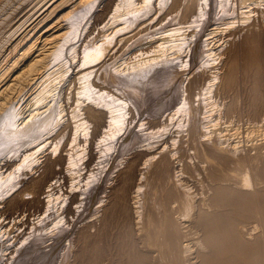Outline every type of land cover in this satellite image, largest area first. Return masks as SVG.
<instances>
[{"label": "bare ground", "instance_id": "bare-ground-1", "mask_svg": "<svg viewBox=\"0 0 264 264\" xmlns=\"http://www.w3.org/2000/svg\"><path fill=\"white\" fill-rule=\"evenodd\" d=\"M42 1L36 15L33 14L35 17L29 16L33 19L31 22L26 25L28 21L22 19L21 31L15 29L19 33L14 32L15 38L0 55V264H74L81 256L87 259L86 264H95L92 259L96 255L101 257L99 264L104 261L108 264L112 261L107 255L113 244L134 249L138 241L154 246L155 256L153 254L152 261L146 262L144 258H150V253L148 248L147 253L143 251L144 248L143 252L131 253L126 264H182L185 252L193 243L198 244L197 249H204H200L198 264H264V242L250 237V234L255 237L256 232L247 235L246 231L245 235L251 239L242 235L244 240L236 230V225H241L238 219H247L246 215L252 214L249 216L252 217L253 213L264 215V201L256 202L251 197L252 193L261 191L256 187L260 182L256 179L259 174L264 177V156L259 159L258 167L254 166L257 183H245L242 179L240 182L234 172L245 169V149L248 148L235 147L231 152L232 149L219 147V142L217 145L215 140L207 138L210 131L205 124L211 112L205 107L209 95L219 89L222 93L235 89L240 83L239 70L250 78L246 113L253 119L262 115L264 0H169L166 6L167 0H160L164 18L173 16L179 23L195 17L191 23H186L188 32L178 34L182 29L176 31L174 27L172 32L164 30L149 40L144 36L147 41L130 48L129 55L123 58L124 67H120L121 62L118 72L117 68H108L109 59L102 58L103 61L99 60L94 66L80 60L68 79L69 69H62L60 59L65 57L67 44L79 34L88 16L91 15L92 21L83 33L82 43L94 49L95 54L97 50L103 53L116 34L125 35L127 39L134 35L129 33L134 32H131L132 23L138 17L130 23L133 16L128 23L125 21L119 26L109 21L113 15L114 19L120 18L115 14L111 16L118 4L120 6L117 0H104L101 5L100 0H38L36 4ZM132 1L122 0L121 3L128 7L136 2ZM98 4L101 7L94 11ZM152 6L142 7L146 13ZM76 8L81 10L76 13ZM210 22H214L213 27L206 36L209 33L222 35L214 38L215 50L212 51L210 38L204 37L203 42L198 43ZM173 34L181 36L184 40H178L189 46L185 55L178 47L181 45L178 40V49L171 51L173 47L167 42ZM208 51L215 65L208 69L207 65L203 69L193 68V62ZM181 55L183 57L179 58ZM217 64L219 68L230 64L233 72L225 75L224 70L214 71L219 70ZM184 71L190 74L182 82L185 87L183 98L180 97L182 108L159 117L150 115L176 105L180 95L178 86L172 87L170 83ZM63 82H67L65 86ZM160 83L162 87L170 86L156 95L155 92L161 90ZM156 85L159 86L156 88ZM93 87L102 92L94 91ZM58 96L64 98L66 114L62 103L54 105ZM227 108V115L238 111L235 97L230 99ZM175 115L179 118L175 117L178 131L165 133L166 121ZM136 120H141L138 130L133 127ZM128 134L133 138V142L129 141L132 146H138L124 152L131 145L127 141ZM259 148L257 153L262 152ZM118 151L124 153L122 158H118ZM192 155L198 157L200 163L191 161ZM114 161L115 168L109 170ZM77 165L82 168H74ZM194 168H199L203 177L198 199L194 194L198 191L192 193L179 177L195 178ZM3 192L7 194L4 196ZM96 199L95 213L88 217L90 220L75 227L76 219L87 212L90 202ZM63 201H67L65 206ZM171 201L176 205H171ZM214 202L230 205L227 208L235 210L236 220L230 218L222 222L221 214L225 210L212 209L216 207L212 206ZM76 209L77 215L74 214ZM72 228L75 231L70 234ZM199 232L200 240L193 238L197 241L191 244L181 242V236ZM257 233H264V228Z\"/></svg>", "mask_w": 264, "mask_h": 264}, {"label": "rangeland", "instance_id": "rangeland-1", "mask_svg": "<svg viewBox=\"0 0 264 264\" xmlns=\"http://www.w3.org/2000/svg\"><path fill=\"white\" fill-rule=\"evenodd\" d=\"M38 0H0V55H1V53H4L5 52V50H6V48H7V46L6 45H9L10 43H11V41L15 38V36H16V33L18 34L20 31H21V29L22 28H20V24H21V22H22V19L23 20H25V22H26V20L28 21V22H26V25L29 23V22H31L33 19V17H35V16H33V14L34 13H36L35 11L37 10V8H39L42 4H43V1L42 2H40V3H38V4H36V2H37ZM45 1V0H44ZM121 1L122 0H117V3H120V6H119V4H118V7H117V11L118 12H121V13H113V11L114 12H117V11H115V10H113L112 11V14H111V16L113 15V14H115V17H117V15L118 16H120V18L119 17H117V18H113L114 17V15H113V17H111L113 20H114V22H113V20H110L109 19V21H111L112 23H114V24H121L122 25V23L123 24H125V21H129V20H131L132 19V17L134 18V19H132L131 21H129L130 23H132L133 22V20H135V18L137 19V17H138V19H139V21H138V19L137 20H135V21H137V22H133L132 23V25L134 26V29L131 31V32H133V33H129V35H132V34H134V35H132V36H128V37H130L129 39H127L126 37H125V35H122V34H116L115 36H114V38L112 39L111 38V40H113V41H110L109 43L110 44H108L107 46H109V47H106L105 49H104V52L103 53H101L100 51H103V50H97V52H99V53H97L96 52V50H95V52H96V54L94 53V49H91V47H89L88 45L87 46H85L84 47V44L82 43L83 41V38L82 37H84V35H83V33H85L86 32V30H87V28L89 27V24L88 23H90V21H92L91 20V15L90 16H88L86 19H85V22H84V25H82L81 27H80V29H79V36L77 35L76 37H74L73 39H71V41L67 44V51H66V55H65V57H61V61L60 62H62V69H64V71H66V70H68L69 72H68V74H67V78L66 79H68L69 78V75L70 76H72L74 73H75V71H76V64H77V62H82V61H84L83 63H85V62H87V65H91V66H94V64L95 63H97L99 60H102L103 61V59H109L108 60V68H110V69H113V68H117V69H115V71H117V70H119V68L121 67H124V62H123V60L129 55L128 53L130 52V48H135V47H137L140 43H145L147 40H149V39H151L154 35L155 36H158V35H160L164 30H165V32H166V30L167 29H171V31H168L167 33H170V32H172V28H176V31H177V29L179 30L180 28L182 29H180L181 31H178V34H180V32L181 33H186V32H188V30L189 29H187V27H185L186 26V23H189V21H190V23L192 22V19H194L195 17H192L191 19H187L188 21L186 22V21H179V23L178 22H176L175 21V19L176 18H173V16L171 17V16H167V17H165L164 18V16H165V14L162 12H160V11H163L162 9H161V6H159V2H161L160 0H146V1H139V0H136V2L134 3L133 1V3L132 4H130L131 6H128L127 7V5H125V4H123V3H121ZM104 2V0H100V5H101V3H103ZM148 2V3H147ZM155 2H157V3H155ZM168 2H169V0H167L166 2H164V5L166 6L167 4H168ZM139 3H142L143 5L142 6H144V5H150V6H152V9H151V11L149 10V11H147L146 13H145V8L144 7H142L141 6V4H139ZM153 3V4H152ZM37 5V6H36ZM99 4L97 5V7L95 8V10L94 11H96V10H98L101 6H100ZM139 5V6H138ZM161 5V4H160ZM81 6H79V8H80ZM131 7V8H130ZM142 7V8H141ZM155 7V8H154ZM159 7H160V9L161 10H159ZM79 8H76L77 9V11H75L76 13H78V11L79 10H81V9H79ZM124 8V9H123ZM128 8V9H127ZM137 8V9H136ZM138 8H141V9H138ZM143 8H144V11H143ZM154 8V9H153ZM130 10V11H126V10ZM125 10V11H124ZM157 10V11H156ZM239 11H240V9H238ZM132 11H134V12H132ZM128 12H130V14L131 13H135V14H129ZM138 12V13H137ZM39 13V11H37V14ZM126 13V14H125ZM162 14V15H161ZM34 15H36V14H34ZM141 15V16H140ZM32 17V18H30V17ZM122 16V17H121ZM124 16V17H123ZM129 16V17H128ZM27 17V18H26ZM128 17V18H127ZM161 17H163V18H161ZM12 18V19H11ZM73 18V17H72ZM121 18H123L122 20H121ZM130 18V19H129ZM150 18V19H149ZM155 18V19H154ZM21 19V20H20ZM29 19H30V21H29ZM117 19V21H115ZM143 19V20H142ZM153 19V20H152ZM160 19H163L162 21L160 20ZM171 19H173L172 21H171ZM198 19V18H197ZM70 20H72L73 21V19H70ZM119 20H121V21H119ZM150 20H152V21H150ZM166 20V21H165ZM220 19H218V21H219ZM124 21V22H123ZM128 21L126 22V23H128ZM148 22V23H140V22ZM168 21H170L169 23H168ZM116 22V23H115ZM121 22V23H120ZM151 22V23H150ZM172 22V24H170ZM181 22H183V23H181ZM213 23L214 22H210L209 24L210 25H208L209 27H207L206 28V30L204 31V33L203 34H205V36L203 35V34H200V39H198V43H200V42H203V40H204V37H208V38H210L209 39V41H212L213 42V44H214V41L216 40V39H219V37L220 36H222L221 34H218V33H212V36H211V34L209 35L208 34V36H206V33H208L210 30V27L212 28L213 27ZM25 24V23H24ZM23 24V26L25 27L26 25H24ZM136 24V25H135ZM139 24V25H138ZM142 24V26H140ZM145 24V25H144ZM148 24V25H147ZM175 26H174V25ZM179 26V27H176L177 25ZM183 24H184V26H183ZM212 24V25H211ZM16 25H19V26H16ZM70 25L71 26H73V24H71L70 23ZM87 25V26H86ZM118 25V26H119ZM2 26V27H1ZM22 26V27H23ZM111 26H112V24H111ZM144 26V28H142ZM147 26H148V29H147ZM170 26H173V27H170ZM182 26V27H181ZM188 26V25H187ZM215 26V25H214ZM18 27V28H17ZM23 27V28H24ZM137 27V28H136ZM146 27V28H145ZM186 28V30H185V28ZM135 28H136V30L137 31H135ZM141 28V29H140ZM174 28V29H175ZM18 31V29H19V32H17L16 30ZM83 29V30H82ZM174 29H173V31H174ZM85 30V31H84ZM110 30H111V28L109 29V30H107L108 31V33H110ZM141 30H143V31H141ZM151 30V31H150ZM209 30V31H208ZM2 31V32H1ZM140 31V32H139ZM183 31V32H182ZM184 31H186V32H184ZM208 31V32H207ZM14 32H16V33H14ZM135 32H138L137 34H135ZM154 34H153V33ZM2 33V34H1ZM15 35H14V34ZM166 33V34H167ZM9 34V35H8ZM12 34V35H11ZM148 34H150V35H148ZM175 34V33H174ZM173 34V36L172 37H170V38H172L171 39V41H173V43L171 42V41H168L167 42V44H170L173 48L171 49V51H173V49L175 50V49H178L177 48V45H178V42H179V44H181V45H183V46H181V45H179L178 47L180 48H182L181 50L182 51H184L182 54L183 55H185L186 53H185V51L187 52V50H188V48H189V46H186L187 44H185L184 45V41H179V40H184L181 36V38L178 36V34H176V35H174ZM82 35V36H81ZM111 35V34H110ZM120 35V36H119ZM216 35H217V37H216ZM122 36H124L123 37V39L124 40H122ZM144 36H147L146 38H147V40H146V38L144 37ZM150 36V37H149ZM175 36V37H174ZM8 37V38H7ZM13 37V38H12ZM179 37V38H178ZM119 38H121V39H119ZM170 38H169V40H170ZM174 38V39H173ZM214 38H216V39H214ZM11 39V40H10ZM143 39V40H142ZM179 39V40H178ZM212 39V40H211ZM10 40V41H9ZM119 40H120V42H119ZM122 40V41H121ZM129 40V41H128ZM177 40H178V42H177ZM142 41V42H141ZM208 41V40H207ZM72 42V43H71ZM112 42V43H111ZM138 42H139V44H138ZM170 42V43H169ZM174 42H176V43H174ZM188 42V41H187ZM81 43V44H80ZM125 44V45H124ZM138 44V45H137ZM166 44V45H167ZM174 44H176V45H174ZM210 45L211 46V51L212 50H215V49H213V47H215V44L214 45ZM4 45V46H3ZM75 45V46H74ZM127 45L129 46V47H127ZM82 46V47H81ZM168 46V45H167ZM171 46H168V47H171ZM118 47V48H117ZM122 47V48H121ZM121 48V49H120ZM129 50H127V49ZM184 48V49H183ZM186 48V49H185ZM86 49V50H85ZM92 50H93V52H92ZM110 52H109V51ZM120 50V51H119ZM116 51H117V53H116ZM124 51V52H123ZM179 52L178 53H181L180 52V49L178 50ZM95 55L94 57V59H91L90 57L93 55L92 53ZM208 53H209V51L208 52H206V54H204V55H206V57L204 56V55H202L201 57H199V58H197L194 62H193V68L195 67V68H198V69H200V68H204V67H206V65H207V69L209 68L208 66H212L213 64L215 65V62H212V60L210 59V56L208 55ZM177 54V52L174 54H172V55H176ZM183 55H181L179 58H181V57H183ZM112 56V57H111ZM115 56V57H114ZM101 57V58H100ZM209 57V58H208ZM238 57V56H237ZM66 58V59H65ZM74 58V59H73ZM79 58V59H78ZM99 58V59H98ZM103 58V59H102ZM124 58V59H123ZM70 60V61H69ZM72 60V61H71ZM80 60H82V61H80ZM199 61V62H198ZM76 62V63H75ZM121 62H123V64H121ZM238 63H240V64H242V60L241 59H238ZM121 64V65H120ZM174 63H170V65H173ZM197 64H200V65H198L197 66ZM231 64V63H230ZM230 64H226L223 68H219L220 66H219V64H217V67L219 68V70H217V69H214V71L216 70V71H220V69L221 70H224V72L222 73V74H227V73H232L233 72V69L231 68V69H229L230 68ZM119 65H120V67H119ZM175 65H177V64H175ZM74 67V68H73ZM66 68V69H65ZM126 68V67H125ZM205 68V69H206ZM208 72H207V74H210V72H211V69L210 70H207ZM210 71V72H209ZM118 72V71H117ZM190 72H193V70H191ZM190 72H188V71H184V72H182V74H181V77L179 76L178 77V79H174L170 84H171V86L172 87H176V85L178 86L177 87V91L179 92V94L180 95H178L179 97H178V100H177V102H176V105H174L173 107H170V108H166V109H164L163 111H161L160 113H157V114H155V113H151L150 115H153V116H160L161 114H164V113H167V112H171V111H173V110H175V109H177V110H179V109H181L182 108V106L180 105L181 103H182V98H183V95H184V93H185V87L184 86H182V84L186 81V78H184V77H186L187 75H189L190 74ZM72 74V75H71ZM237 74H238V77L240 78L239 79V84H237V87L235 88V89H233V90H229V91H227V92H224V93H222L221 92V90L219 89V91L218 92H214V93H212L211 95H209V99H208V101L209 102H207L206 104H205V107L207 106V110L208 111H211V112H209L208 114H210V116H209V120H208V122L207 123H205L206 124V129H208L210 132H209V134H207L209 137H207V138H209L210 140H215V142H217V145H218V142H219V147H221V148H223V149H226V150H228L229 149V151L231 150V152L234 150V148L236 147H240V146H242L243 148L244 147H246V148H248V149H245V153H247V156H250V157H247V156H245V158H246V163H247V165H246V163H245V169L244 170H241V171H238V172H234V173H237L236 174V177H240V178H237V179H239L240 180V182H242V181H245V183H252L253 181H256V180H259L258 182L259 183H257V181H256V183L259 185V187L257 186V184H256V187L260 190L261 189V191H257V193H252V195H251V192L249 193L250 195H251V197L252 198H254L255 199V201L256 202H258V200L260 201V202H263L264 201V188H262L263 186H264V177L261 175V174H259V177H258V179H256V180H254V178H256L255 176H257V175H255L254 174V170H255V165H257V167H258V164L261 162V160L263 159V158H261V157H263L264 156V107H263V110H262V115L260 116V117H258V118H256V119H253V118H251V117H249V115L246 113V111H247V108H248V95H249V88H248V84H250V78L249 77H246V76H244V74H243V71L242 70H239V71H237ZM211 77V76H210ZM180 78V79H179ZM184 78V79H183ZM158 81L156 80V83H157ZM183 82V83H182ZM245 82V83H244ZM67 82H63V86H65V84H66ZM180 84V85H179ZM160 86H161V90L160 91H156L155 92V94L156 95H159V94H161L163 91H166V89L168 88V86H170L169 84L168 85H165L164 87H162V85H161V83L159 84ZM159 85H156L155 87L157 88ZM62 86V87H63ZM182 87V88H181ZM162 88H163V90H162ZM248 88V89H247ZM60 90V89H59ZM93 90L94 91H98L99 89L97 88V87H93ZM182 92H181V91ZM184 90V91H183ZM61 91V90H60ZM94 91H92L93 93H94ZM59 92V91H58ZM98 92H102L101 90H99ZM184 92V93H183ZM59 95V94H58ZM180 97H182V98H180ZM232 97H235L236 98V100H237V107L238 108H236L238 111L236 112V113H233V114H229V115H227L226 114V111L228 112V108H227V104H228V102L230 101V99L232 98ZM214 98V99H213ZM57 99H58V101H57ZM57 99H56V102L54 103V105H55V107H57V103L59 102V103H62L61 104V106H63V113L64 114H66V111H65V108H66V103L64 102V98H61V97H57ZM63 100V102H62V100ZM180 99V100H179ZM239 99V100H238ZM179 102V103H178ZM246 104H247V106H246ZM53 105V106H54ZM150 107L151 106H149L148 108H147V110H149L150 109ZM208 108H210V109H208ZM62 113V116H65L64 114ZM144 115H147V114H144ZM58 116H59V113H58ZM179 120V118H178V116H173L172 118H169L167 121H166V124H167V127L166 128H168V130L165 132V133H170V134H176V132L178 131V120L176 119V118ZM172 119V120H171ZM170 120H171V123H169L170 122ZM173 120H175L174 122H173ZM140 121L141 120H139V121H135L134 122V125H133V127H134V129L135 130H138V124L140 123ZM137 128V129H136ZM215 129V130H214ZM218 133H217V132ZM236 131V132H235ZM213 132L217 135H215V134H213ZM223 134V135H222ZM135 135H133V137H134ZM215 136H216V138H215ZM218 136H219V138H218ZM128 138L129 139H127V141L129 142V141H131V142H133L132 140H133V138H132V136H131V134L129 135L128 134ZM132 138V139H131ZM215 138V139H214ZM222 138V139H221ZM217 139V140H216ZM221 139V140H220ZM219 140V141H218ZM238 140V141H237ZM131 142H129V144H131ZM223 142V143H222ZM255 142V143H254ZM222 145H221V144ZM260 143V144H259ZM241 144H245V146H243V145H241ZM255 144V145H254ZM229 146V147H227V146ZM261 145V146H260ZM132 146V144L131 145H129L128 146V150L127 151H124V152H128V151H130L131 149H130V147ZM134 146V147H133ZM133 148L135 149L138 145L137 144H133ZM231 146H232V148H231ZM256 146V147H255ZM259 146H260V148H259ZM261 149L262 150V152L261 153H257L256 151H259V150H256V149ZM252 149V150H251ZM249 151V152H248ZM7 153H9V152H7ZM118 155H120V156H118V158H122L123 156H124V153L122 154V152L121 151H118ZM250 155H249V154ZM258 154V155H257ZM40 155V154H39ZM38 155V156H39ZM246 155V154H245ZM253 157H252V156ZM257 156H259V157H257ZM253 158H255V159H253ZM258 158V159H257ZM190 159H191V161L193 160V162H195V163H200L198 160H199V158L197 157H195L194 155H192V156H190ZM259 159H261V160H259ZM259 160V161H258ZM250 162V163H249ZM254 162V163H253ZM256 162H258V163H256ZM115 164H116V161H114L113 162V166L111 165V166H109V170H113L114 168H115ZM253 165V166H252ZM78 167V169H80V167L81 166H79V165H77L76 167L74 166V168H77ZM82 168V167H81ZM111 168H113V169H111ZM178 169V168H177ZM177 169H175V172H176V174H178L179 172H177L176 170ZM77 170V169H76ZM194 170H195V175H196V177L195 178H193L192 177V179L191 178H189L188 176L184 179V176L183 175H179V177L181 178V181H182V183L184 184V185H186V187L188 188L189 187V189L191 190V192L192 193H194V192H197L198 191V193H194V194H196L195 196V198H197L198 196L200 197V194H201V191L200 190H202V188H201V186H202V179H203V177H202V172L199 170V168H194ZM241 172V176H239V173ZM253 172V173H252ZM243 175V176H242ZM254 176V177H253ZM262 176V177H261ZM183 178V179H182ZM241 179H242V181H241ZM244 179V180H243ZM261 179L263 180V181H261ZM247 181H249V182H247ZM227 182L229 183V180H227ZM244 183V182H243ZM194 184V185H193ZM190 185V186H189ZM102 186H104V184L102 183ZM261 186V187H260ZM237 187V186H236ZM195 189V190H194ZM198 189V190H197ZM200 189V190H199ZM236 189H238V187L236 188ZM103 191V187L102 188H100V190H99V194L101 193ZM56 193V192H55ZM260 193V194H259ZM7 194V192H3V195L5 196ZM98 194V195H99ZM199 194V195H198ZM55 195V194H54ZM57 195V194H56ZM55 195V196H56ZM254 195V196H253ZM257 195V196H256ZM198 197V198H199ZM260 197H263V198H260ZM197 198V199H198ZM262 199V200H261ZM60 200V199H59ZM98 199H96V201H94V203H93V201L92 202H90V208H89V210L87 209L86 211L87 212H85V213H83L82 214V216H80L78 219H76L77 220V224L75 225V227L77 226V225H81L82 223H84L85 221L87 222V221H89L90 220V218H91V214H94L95 213V209H93V207H95L96 205H97V201ZM58 201V200H57ZM66 203H67V201H63V205L65 204L66 205ZM64 205V206H65ZM171 205H173V206H175L176 205V202L175 201H171ZM212 206L213 207H215V208H212V209H216L215 211H217V210H220L221 209V211H223V210H225L224 212H222L223 214H221V215H223V217H221L222 219H223V221H222V219H221V221L222 222H225V221H227V219H235L236 220V217H234V216H237V215H235L236 213H235V210L234 209H232L231 211L227 208L228 206L230 207V205H222V204H220L219 205V203H216L215 204V202L214 203H212ZM222 206V207H221ZM223 206H224V208H223ZM226 206V207H225ZM262 206H264V205H262ZM228 210H227V209ZM232 208V207H231ZM93 209V210H92ZM91 210H92V212H91ZM228 211V212H227ZM226 212V213H225ZM231 212V213H230ZM77 213V209L75 210V215H77L76 214ZM229 213L231 214L230 216H228L229 215ZM232 213H234V215L232 214ZM257 213H253V215L254 216H252V217H249V216H251L250 214H248V215H246V217H248L247 219H243V218H241V219H238V217H237V222L238 223H240L241 225H239V227H238V225H236L237 227H236V230H239L240 232H238L239 234H240V236H241V238L242 239H244V240H246L244 237L246 236V238L248 239V240H250L251 238L250 237H253V239H256V240H259V241H262V242H264V233H262V234H259V235H261L262 237H260L259 235H258V233L257 232H259L260 231V229L261 228H264V224L262 223V222H264V219H262V218H264L263 216L264 215H262V213L260 212V214H257ZM258 216L259 215V217H261L260 219H258L256 216ZM220 216V215H219ZM226 216H227V218H226ZM231 216H233V217H231ZM88 217H90V218H88ZM66 219V218H65ZM226 219V220H225ZM258 219V220H257ZM262 219V220H261ZM67 220V219H66ZM65 220V221H66ZM240 220H244V221H242V222H239ZM84 221V222H83ZM256 221V222H255ZM259 221V222H258ZM258 222V223H257ZM243 223V224H242ZM251 224V225H250ZM262 224V225H261ZM246 226V227H245ZM251 227V228H248V227ZM254 226H256V227H254ZM260 226H261V228H260ZM263 226V227H262ZM242 227H245V228H247L246 230H244L245 228H243V229H239V228H242ZM238 228V229H237ZM71 232H70V234L71 233H73L74 231H75V228H72L71 230H70ZM243 233H242V232ZM248 233H247V232ZM254 231L256 232V234L257 235H255V237H254V235L253 234H250V233H254ZM242 233V234H241ZM247 233V235H249L250 234V237H248L247 235H245ZM192 234V235H191ZM189 233V234H185V235H183V236H181V242H183V241H187V242H189V244H191V243H193V242H196L197 240L196 239H198V238H202V236H201V234H200V232L198 233V234H200V235H198V234H196V233ZM194 234V235H193ZM255 234V233H254ZM195 235H198V236H195ZM242 235L244 236V237H242ZM253 235V236H252ZM193 238H196L195 240L193 239ZM250 238V239H249ZM262 240H261V239ZM188 239H190V241H188ZM191 239H193V240H191ZM200 239H198V240H200ZM64 240H65V238H63L62 239V241H60L59 243H61V245L64 243ZM139 240V239H138ZM147 240V239H146ZM258 241V242H259ZM139 242H141V243H139ZM137 243V245L140 247H143V248H141L140 247V249H138V248H136V247H138L137 245L135 246V248L134 249H132V247H130V246H127V245H122L121 247H119L120 246V244H117V243H115V244H113V249L111 250V252H109V254L107 255V254H103V256H105V255H107V258H110V260H112L110 263H108V264H126L127 262H126V259H127V257H129L130 255H131V253H134V252H136L137 250H143L144 248L146 249V250H143V251H146V253L149 251V253H150V255H149V257L150 258H144L145 260H146V262H151L152 261V257H154L155 256V254H156V252H152V251H155L154 249V246H151V245H147L145 242H143V241H138V242H136ZM182 244H186V242H184V243H182ZM7 244H5V246H6ZM117 245V246H116ZM146 245V246H145ZM191 245H193V247H191L190 246V248L188 249V251L187 252H185V260H183L184 262H182L181 261V263L183 264H198V262H199V258H198V256L200 255L199 253L200 252H202V251H200V249H197L198 248V244H196V243H193V244H191ZM114 247H115V249H114ZM126 247V248H125ZM129 247V248H128ZM149 250H148V249ZM152 248V249H151ZM57 249H59V247L57 248ZM122 250V252H120L121 250ZM129 250H132V251H130L129 252ZM141 250V252H143ZM148 250V251H147ZM196 250H198V251H196ZM196 251V252H195ZM188 252H189V254H188ZM191 252V253H190ZM197 252H198V254H197ZM113 253V254H112ZM122 253V254H121ZM124 253V254H123ZM148 253V254H149ZM110 254H112V255H110ZM148 254L146 255V256H148ZM154 254V256H152ZM189 255V256H187V255ZM112 256V257H111ZM121 257H123V258H121ZM145 257V256H144ZM81 258V259H80ZM112 258V259H111ZM78 259H79V261H78ZM78 259H76V261H78V262H75L76 264H86V258L84 257V256H81V257H79ZM83 259H84V261H83ZM86 259V260H85ZM101 259V257L99 258V255L97 256L96 255V257H95V259H92L93 261H94V263L95 264H99V263H101L102 261L100 260ZM148 259H149V261H148ZM150 259H151V261H150ZM186 259H188V260H186ZM91 260V261H92ZM144 260V261H145ZM93 261L92 262H90V263H93ZM96 261V262H95ZM105 263H106V261H104ZM74 263V264H75ZM105 263H103V264H105Z\"/></svg>", "mask_w": 264, "mask_h": 264}]
</instances>
